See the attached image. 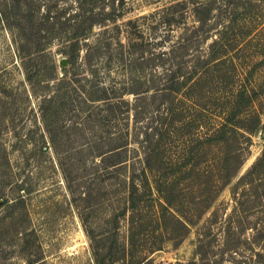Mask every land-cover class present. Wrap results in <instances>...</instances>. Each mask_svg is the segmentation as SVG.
<instances>
[{"label":"rangeland","instance_id":"obj_1","mask_svg":"<svg viewBox=\"0 0 264 264\" xmlns=\"http://www.w3.org/2000/svg\"><path fill=\"white\" fill-rule=\"evenodd\" d=\"M177 3L167 25L162 10ZM200 4L210 13H196ZM203 16L206 33L197 32ZM0 18V264H262L264 182L251 189L240 181L264 149V0H0ZM230 19L238 20L245 44L238 59L230 55L240 46L219 66L226 73L222 89L213 76L215 84L205 88L209 118H219L220 107L245 82L255 91L252 110L261 124L230 183L197 206L216 188L223 156L246 143L237 134L226 146L203 149L201 179L180 183L173 210L181 220L200 216L186 230L167 213L164 226L152 181L150 191L136 179L138 203L130 207L141 132L160 102L151 96L169 69L191 71ZM80 25V38L102 48L91 66L82 56L75 68L69 61L64 67L60 41L77 36ZM174 44L176 57L169 54ZM111 86L121 88L114 102L141 104L138 121L135 105L120 104L118 114L105 110L102 88ZM119 131L128 133L130 145L105 165L118 150L111 138ZM188 131L169 133L167 163L183 151Z\"/></svg>","mask_w":264,"mask_h":264},{"label":"trees","instance_id":"obj_2","mask_svg":"<svg viewBox=\"0 0 264 264\" xmlns=\"http://www.w3.org/2000/svg\"><path fill=\"white\" fill-rule=\"evenodd\" d=\"M178 5L180 4H171L162 10L164 12L163 20L167 25H171L173 21L172 19H174L173 17H176ZM202 9L205 11L204 13H210V8L202 4L197 6L196 13H202ZM3 14L5 15V12ZM198 20L202 23V29H198L197 32L204 31L206 33L203 28L208 26V16L200 17ZM238 27H240L238 20L230 19L228 24L223 25L222 28L217 30V37L208 45L206 54L199 55L196 58L191 71L184 72L181 65L179 68L167 69L168 71L164 78L165 82L158 86L151 96L154 99H159L158 101L160 102L157 108L158 112L156 113V117L152 118V121L145 126V131L141 132L144 135V138L139 143L143 157L141 159L140 168H136V170L133 171L130 180L133 186V189L130 192V207L135 209L136 203H138L139 194H137L136 191V179H142L140 181L146 183L149 187L150 182L152 181L154 183L156 194L159 196L161 213L159 215L158 223H163L164 226L167 213L175 217L176 221L181 223L186 230L189 229V225L195 224L196 220L194 218L200 216V213H195L193 217H184L186 220H181L174 215L173 210L179 209L176 195L180 193V190H178L180 183L185 179H201V173L197 166L199 165L198 162L202 161L203 149L208 144L213 146H226L229 144L231 138H235L237 134L241 137L243 136L246 143L243 150L239 152H229L223 156V161L225 163L222 167L223 172L218 178L216 188L214 190L210 189L209 192L202 197L203 200H201V203L196 202L197 206L201 205L206 200H209V202L214 200V197H216L219 192L230 183L231 179L244 164V155L247 156L250 151L252 136L261 124L260 114L252 110L253 95L255 91L252 90V88L249 89L245 82L240 88L231 94L232 97H229L227 103L220 107L221 111L219 118H215V121H211L212 119L210 120L209 118L210 106L204 97L206 93L205 88H211L213 87L212 85L215 84L211 82V76L218 79L216 81L217 85L215 86L221 88L220 84L225 82L226 73L218 68L225 64L229 52H234L240 46L238 51L234 52V55H230L238 59L235 55L240 53L239 51L241 50L242 45L245 44V41H241L244 34L237 32ZM83 30L82 25H80L76 29L77 36L61 39L60 41L62 43L60 51L68 57L69 63L72 67L74 66V68L79 65L78 60L82 56L85 59V66H91V60L95 59L96 54L102 48L101 45L91 46L88 42L82 40L80 35H82ZM185 40V42L182 41V43L179 44L182 45V49L189 46V42L187 41H190L191 38H186ZM240 41L241 44H239ZM171 50L172 51L169 54H173V57H176L175 54L178 50L177 45L174 44L171 47ZM82 51H85L83 55ZM163 55L165 54L163 53ZM263 62L264 58H262L260 63ZM231 63L233 67H236L234 62ZM245 81H249L247 76ZM120 89H113L112 86L109 88H102V99L107 102L105 110L118 114L117 109L120 107V104H122V108L124 106L135 105L136 120L138 121L139 116L137 113L143 112L141 104H131V102L125 101L122 97V102H114L112 100L113 97H116L113 95L114 92L117 93V97L122 96L120 95ZM123 91L126 90L124 89ZM182 91L183 97L179 98L178 94ZM87 94H89V91L86 90V94L83 96L85 97L86 102H90L92 99L89 98ZM189 96L194 100L189 98ZM143 99L144 98H138L137 100ZM190 100L191 105H187V103H190L188 102ZM222 104H224V102H222ZM246 120H249L251 126L246 124ZM203 127H205V129H202ZM239 128L244 129L245 132H238ZM184 130L189 131L183 136V151L178 152L176 157H170L169 163H167L166 154L168 152V145L165 143H171L169 133L183 134ZM193 130H195V132L192 134L191 131ZM172 137L174 136L172 135ZM111 140L119 141V145L112 148L118 150L110 153L108 158L104 159L103 162L105 165L108 164L107 161H114L113 157L121 156L122 150L130 145V143L128 144L129 138L127 132L119 131L113 138H111ZM165 140H169V142H163ZM137 152H139L138 149ZM104 156H102V158ZM195 162H197V165ZM224 172L225 174L223 176ZM263 172L264 149L252 168L241 178L240 182L250 185V188L254 189L256 186H259L264 182ZM150 178L152 180H150ZM149 190L152 191L151 187ZM246 201L247 200L244 199L240 200L241 205ZM263 236L264 233H261L260 237ZM258 255L260 256L261 263L264 264V252L260 251L258 252Z\"/></svg>","mask_w":264,"mask_h":264},{"label":"water","instance_id":"obj_3","mask_svg":"<svg viewBox=\"0 0 264 264\" xmlns=\"http://www.w3.org/2000/svg\"><path fill=\"white\" fill-rule=\"evenodd\" d=\"M61 63H62V65L64 67L67 66L68 65V59H67V57H63L62 60H61Z\"/></svg>","mask_w":264,"mask_h":264}]
</instances>
